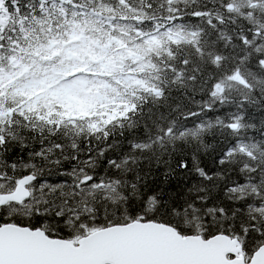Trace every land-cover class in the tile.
Segmentation results:
<instances>
[{
    "label": "snow or ice",
    "instance_id": "obj_1",
    "mask_svg": "<svg viewBox=\"0 0 264 264\" xmlns=\"http://www.w3.org/2000/svg\"><path fill=\"white\" fill-rule=\"evenodd\" d=\"M0 264H264V0H0Z\"/></svg>",
    "mask_w": 264,
    "mask_h": 264
}]
</instances>
